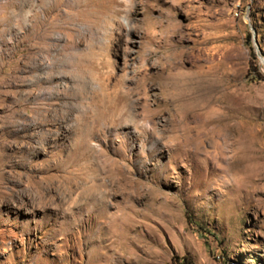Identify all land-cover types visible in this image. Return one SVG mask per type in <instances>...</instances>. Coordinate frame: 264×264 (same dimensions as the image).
Returning a JSON list of instances; mask_svg holds the SVG:
<instances>
[{"label": "rangeland", "instance_id": "374dc122", "mask_svg": "<svg viewBox=\"0 0 264 264\" xmlns=\"http://www.w3.org/2000/svg\"><path fill=\"white\" fill-rule=\"evenodd\" d=\"M0 264H264V0H0Z\"/></svg>", "mask_w": 264, "mask_h": 264}, {"label": "bare ground", "instance_id": "6f19581e", "mask_svg": "<svg viewBox=\"0 0 264 264\" xmlns=\"http://www.w3.org/2000/svg\"><path fill=\"white\" fill-rule=\"evenodd\" d=\"M213 136V135H212ZM221 138V137H220ZM222 139V138H221ZM88 229V227L86 228V230ZM89 236V235H88ZM85 237V236H84ZM88 239V238H87ZM83 241V240H82ZM86 241V240H85ZM92 241V240H91ZM89 242V241H88ZM87 242V243H88ZM87 243L86 242H84V244H86V246H87ZM92 243V242H91ZM91 243H89L88 245H92ZM89 246V248L91 249V247ZM84 249V248H83ZM85 250V249H84ZM89 251V250H88ZM88 253V252H87ZM89 256H90V254H89ZM97 258V257H96ZM105 260V259H104Z\"/></svg>", "mask_w": 264, "mask_h": 264}, {"label": "water", "instance_id": "95a60500", "mask_svg": "<svg viewBox=\"0 0 264 264\" xmlns=\"http://www.w3.org/2000/svg\"><path fill=\"white\" fill-rule=\"evenodd\" d=\"M255 49H256V52L259 54L260 50H259L258 45H256V44H255Z\"/></svg>", "mask_w": 264, "mask_h": 264}]
</instances>
